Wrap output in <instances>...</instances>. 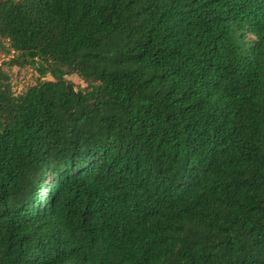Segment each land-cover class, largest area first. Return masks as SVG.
I'll list each match as a JSON object with an SVG mask.
<instances>
[{
	"label": "trees",
	"instance_id": "obj_1",
	"mask_svg": "<svg viewBox=\"0 0 264 264\" xmlns=\"http://www.w3.org/2000/svg\"><path fill=\"white\" fill-rule=\"evenodd\" d=\"M2 40L0 264H264V0H0Z\"/></svg>",
	"mask_w": 264,
	"mask_h": 264
},
{
	"label": "rangeland",
	"instance_id": "obj_2",
	"mask_svg": "<svg viewBox=\"0 0 264 264\" xmlns=\"http://www.w3.org/2000/svg\"><path fill=\"white\" fill-rule=\"evenodd\" d=\"M7 45V42L2 40V43L0 44V68L8 74L12 91L14 94L18 95L23 93L29 86L33 85L39 75L36 71V66L34 65H7L8 60L14 54L12 51H7ZM45 79L51 80L52 78L47 75ZM66 79L72 84L75 90L86 93L89 92L90 89L88 88L87 83H85L79 76L71 74L67 75Z\"/></svg>",
	"mask_w": 264,
	"mask_h": 264
}]
</instances>
